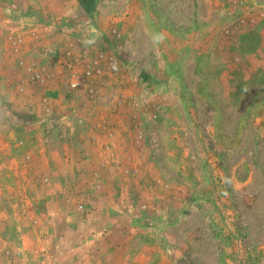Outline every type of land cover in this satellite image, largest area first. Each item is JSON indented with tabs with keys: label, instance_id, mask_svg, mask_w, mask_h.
<instances>
[{
	"label": "rangeland",
	"instance_id": "1",
	"mask_svg": "<svg viewBox=\"0 0 264 264\" xmlns=\"http://www.w3.org/2000/svg\"><path fill=\"white\" fill-rule=\"evenodd\" d=\"M105 115L111 194L67 176L116 207L84 264H264V0H0V264L77 258L53 183Z\"/></svg>",
	"mask_w": 264,
	"mask_h": 264
},
{
	"label": "crops",
	"instance_id": "2",
	"mask_svg": "<svg viewBox=\"0 0 264 264\" xmlns=\"http://www.w3.org/2000/svg\"><path fill=\"white\" fill-rule=\"evenodd\" d=\"M92 99L93 101H97L100 100V98L98 96H93L92 94ZM83 102L80 101L79 105L82 104ZM53 104V103H52ZM56 107H58V105H55ZM52 107L53 108H55ZM83 106V105H82ZM51 107H48V111L52 110ZM94 119H99V114H94ZM105 117V121L104 119L99 121L96 123V125L93 126V123H90V126H93V130L90 129L87 135H84L85 137H81L79 140V144H82L83 142H87L89 143V145L93 146V150L89 149V153L93 154V161L92 163H90V160L88 159H84L83 158H88L89 156L86 155L85 152L82 153H78V152H74L73 149H70L73 147H70V144L66 142L64 147L65 151H58V152H65L63 154H61V159H62V163L63 164V168L60 170V173L62 175H60L58 177V182L57 180H55V182L53 183V186L57 185V184H61L62 181L63 185L65 187L68 188V194L69 196L64 195L62 196L65 200V198H67V200L63 201L66 203L67 206L70 207L71 205L72 208H74L75 205V211L81 214V219H83L84 223L81 224V227L84 230V234L82 233V237L80 239H78L75 242H70L68 243V245L63 251V253H75L78 254L77 258H74L70 264H84L83 262V257L86 255V258H89V254H96V248H98L97 246H99V243L101 242L102 237L100 236V230L104 229L106 231H109L111 229V225L112 223L110 222V224H108V220L110 219L109 215L113 214L115 212L116 207L114 206L112 208V204H110L108 198L109 197H105V201L107 202H103V204H95L94 205V201H91L93 203V205H87L86 203L83 202L84 199H82L80 202L84 203L85 207L83 209L82 206V210H79V208L77 209V205L80 202L74 203L71 202L75 199L70 198L72 193H76V191L79 192H86L87 188H90V194L87 193V197H89L88 199L91 200L92 194L94 195V187L92 186V183L89 182L90 178L86 177L85 175L87 174V172L89 173L90 171L95 172L94 173V178H91L92 180H95L97 183H99L97 186L100 187V191H102L104 188H106V196H109L112 192L111 189H107V187L111 184L108 183L107 180V176L106 178L104 177H100L98 178L99 172L102 171L103 169L105 171H108V166L110 167V169L113 168V164L115 163V155L114 150L112 151L113 148H115V145L113 143V134L112 132H115L116 128L110 123L111 120L109 121V119L107 118V115L104 116ZM112 134V135H111ZM123 147V146H121ZM56 152V153H58ZM82 160V161H81ZM82 163H85L84 165ZM83 170V173L85 175H82L83 178V182L82 185H78L79 187L77 188V186L75 187L74 185L70 184V182L67 181V176L70 177V175H73V177H77L78 178V174L79 171ZM61 177V178H60ZM74 177V179H75ZM81 178V177H80ZM114 175H110V177L108 178V180H110L111 182L114 180ZM99 180H101V182H99ZM88 182L90 184L89 186H83ZM108 185V186H107ZM122 197H123V203L125 204L126 201L128 202L127 198L125 199V192L122 191ZM74 197L75 196H71ZM76 201H79L76 199ZM125 207V206H124ZM85 213V214H84ZM105 214H107L109 217H105ZM98 216V218H96L95 216ZM113 217V215H112ZM97 219V220H96ZM96 221V222H95ZM99 221V222H97ZM101 221V224H100ZM93 223H94V228H93ZM108 224V225H107ZM107 225V227H106ZM73 227L72 224L66 225L63 229L64 231H68L69 229H71ZM106 227V228H105ZM95 232V233H94ZM84 236V237H83ZM54 237L56 239H59L61 237V234L59 236L54 235ZM74 250V251H73ZM57 254V252H55ZM67 254V253H66ZM97 255V254H96ZM97 259V257H96ZM74 260L76 262H74ZM89 264V263H87Z\"/></svg>",
	"mask_w": 264,
	"mask_h": 264
},
{
	"label": "trees",
	"instance_id": "3",
	"mask_svg": "<svg viewBox=\"0 0 264 264\" xmlns=\"http://www.w3.org/2000/svg\"><path fill=\"white\" fill-rule=\"evenodd\" d=\"M79 4L85 11L89 12L94 9V0H79Z\"/></svg>",
	"mask_w": 264,
	"mask_h": 264
},
{
	"label": "clouds",
	"instance_id": "4",
	"mask_svg": "<svg viewBox=\"0 0 264 264\" xmlns=\"http://www.w3.org/2000/svg\"><path fill=\"white\" fill-rule=\"evenodd\" d=\"M154 42L159 44V43H162L163 40L165 39V37L162 35V34H157L154 36Z\"/></svg>",
	"mask_w": 264,
	"mask_h": 264
},
{
	"label": "built area",
	"instance_id": "5",
	"mask_svg": "<svg viewBox=\"0 0 264 264\" xmlns=\"http://www.w3.org/2000/svg\"><path fill=\"white\" fill-rule=\"evenodd\" d=\"M87 74H89V73H87ZM85 75H86V74H85ZM78 86H79V84H78L77 82L73 81L71 87H72V88H77ZM80 208H81V206L79 207V209H80Z\"/></svg>",
	"mask_w": 264,
	"mask_h": 264
}]
</instances>
